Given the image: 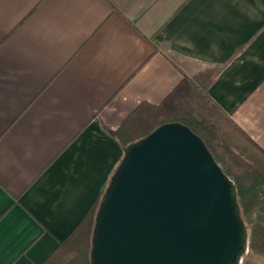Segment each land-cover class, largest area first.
<instances>
[{
    "label": "crops",
    "instance_id": "obj_1",
    "mask_svg": "<svg viewBox=\"0 0 264 264\" xmlns=\"http://www.w3.org/2000/svg\"><path fill=\"white\" fill-rule=\"evenodd\" d=\"M210 66L264 150V0H0V264H54L123 138Z\"/></svg>",
    "mask_w": 264,
    "mask_h": 264
},
{
    "label": "water",
    "instance_id": "obj_2",
    "mask_svg": "<svg viewBox=\"0 0 264 264\" xmlns=\"http://www.w3.org/2000/svg\"><path fill=\"white\" fill-rule=\"evenodd\" d=\"M247 245L233 181L200 136L164 122L123 148L103 191L90 264H239Z\"/></svg>",
    "mask_w": 264,
    "mask_h": 264
},
{
    "label": "trees",
    "instance_id": "obj_3",
    "mask_svg": "<svg viewBox=\"0 0 264 264\" xmlns=\"http://www.w3.org/2000/svg\"><path fill=\"white\" fill-rule=\"evenodd\" d=\"M221 66H210L186 76L157 105L150 124L141 126L123 145L143 137L157 125L177 121L202 138L222 170L233 181L239 213L249 228L250 248L260 243L264 253V223H254L253 213H264V150L239 127L208 95ZM130 131H133L131 128ZM98 202L87 216L57 245L54 253L66 264H90L85 244H90ZM90 249V247H89Z\"/></svg>",
    "mask_w": 264,
    "mask_h": 264
},
{
    "label": "rangeland",
    "instance_id": "obj_4",
    "mask_svg": "<svg viewBox=\"0 0 264 264\" xmlns=\"http://www.w3.org/2000/svg\"><path fill=\"white\" fill-rule=\"evenodd\" d=\"M254 221V223H264V213L261 212H255L253 213L251 217ZM253 223H251L252 225ZM251 225L247 224L246 229H247V245L245 251L242 253L239 264H264V253L260 252L261 251V246L260 243L258 244V247L255 249L250 248V237H249V228ZM90 244L88 245V242L85 244V256H89V249ZM54 264H66L64 260L61 258H58L57 261H55Z\"/></svg>",
    "mask_w": 264,
    "mask_h": 264
}]
</instances>
